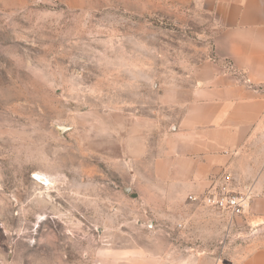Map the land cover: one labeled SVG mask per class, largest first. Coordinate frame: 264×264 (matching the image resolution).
Returning a JSON list of instances; mask_svg holds the SVG:
<instances>
[{
	"label": "rangeland",
	"instance_id": "1",
	"mask_svg": "<svg viewBox=\"0 0 264 264\" xmlns=\"http://www.w3.org/2000/svg\"><path fill=\"white\" fill-rule=\"evenodd\" d=\"M213 7L0 0V264H238L264 246V194L232 220L186 207L206 221L184 232L147 226L122 190L132 128L176 119L213 59Z\"/></svg>",
	"mask_w": 264,
	"mask_h": 264
},
{
	"label": "crops",
	"instance_id": "2",
	"mask_svg": "<svg viewBox=\"0 0 264 264\" xmlns=\"http://www.w3.org/2000/svg\"><path fill=\"white\" fill-rule=\"evenodd\" d=\"M213 13V59L193 72L180 115L167 125L145 119L143 130L130 133L127 193L150 216L145 223L152 229L195 231L192 224L206 219L184 209L203 206L187 198L207 191L224 172L234 188L250 189L253 210L264 194V162L252 152L264 141V0H214ZM238 264H264V246Z\"/></svg>",
	"mask_w": 264,
	"mask_h": 264
},
{
	"label": "built area",
	"instance_id": "3",
	"mask_svg": "<svg viewBox=\"0 0 264 264\" xmlns=\"http://www.w3.org/2000/svg\"><path fill=\"white\" fill-rule=\"evenodd\" d=\"M233 176L224 172L215 183L200 195H190L187 200L193 204L216 210L230 220L242 216L252 199L248 188H234Z\"/></svg>",
	"mask_w": 264,
	"mask_h": 264
},
{
	"label": "water",
	"instance_id": "4",
	"mask_svg": "<svg viewBox=\"0 0 264 264\" xmlns=\"http://www.w3.org/2000/svg\"><path fill=\"white\" fill-rule=\"evenodd\" d=\"M55 128H56L57 132H59V133H63V132L70 129V127H66V126H56ZM128 190H129L128 188H125V189H123V192L127 193Z\"/></svg>",
	"mask_w": 264,
	"mask_h": 264
},
{
	"label": "bare ground",
	"instance_id": "5",
	"mask_svg": "<svg viewBox=\"0 0 264 264\" xmlns=\"http://www.w3.org/2000/svg\"><path fill=\"white\" fill-rule=\"evenodd\" d=\"M33 177V179H35V180H43V177L42 176H38V175H34V176H32ZM43 184H45V183H43ZM46 185L47 186H49V185H51V182H49L48 180H47V182H46Z\"/></svg>",
	"mask_w": 264,
	"mask_h": 264
}]
</instances>
